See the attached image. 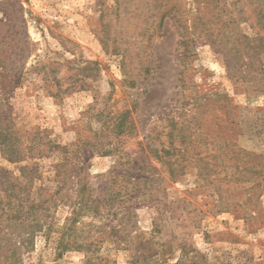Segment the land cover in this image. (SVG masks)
Segmentation results:
<instances>
[{
    "label": "rangeland",
    "instance_id": "obj_1",
    "mask_svg": "<svg viewBox=\"0 0 264 264\" xmlns=\"http://www.w3.org/2000/svg\"><path fill=\"white\" fill-rule=\"evenodd\" d=\"M250 3L0 0V264H264V54L232 46L264 37ZM21 165L30 199L55 193L50 237L13 217ZM80 169L101 207L60 251Z\"/></svg>",
    "mask_w": 264,
    "mask_h": 264
},
{
    "label": "trees",
    "instance_id": "obj_2",
    "mask_svg": "<svg viewBox=\"0 0 264 264\" xmlns=\"http://www.w3.org/2000/svg\"><path fill=\"white\" fill-rule=\"evenodd\" d=\"M211 1V0H209ZM252 5V12L253 14L256 15L257 18V25L259 26L260 30L264 31V0H250ZM218 14V13H217ZM244 40V41H241ZM240 41L245 43L246 51L251 52V53H258V54H264V37L262 35H259L257 31H253L251 33V36H242L241 38L237 39L234 38L232 46L236 49V51L240 52ZM123 122V119L121 120V123ZM170 122H172L174 125L175 124V118L170 117ZM122 132V130H121ZM1 134V133H0ZM3 140L4 136L1 134ZM168 136H172V131L169 132ZM0 140V149L4 151L5 147H8V144H4V141ZM83 145L86 146L87 144L83 142ZM167 153L169 152V148L165 150ZM20 153V152H19ZM9 160L11 161H19L20 158H15V157H8ZM60 165H63L61 163ZM28 165H21L20 166V171L23 174V176L29 180V182L26 185H22L21 183L19 185H16L15 187L18 188V190L15 192L14 188L10 185L9 188V194L8 196H15L16 198L19 199V206L20 209L17 210L16 214L13 216L15 218H19V221L23 222L24 220H29L31 221L29 225L28 231H25V236L26 239L29 240L30 237L36 233L42 231L43 234H45L47 237H50L51 231H52V224H47L45 226L46 221H42L38 218V210L40 209V214H44V210H48L50 205H47V203L52 204V201L55 200L54 196L55 193L49 192L50 190L48 188H41L44 190L45 196L44 198H41L38 202H35L31 198V193H30V185L32 181V177L35 175V170L31 171L29 170L28 173L30 174L29 177H27V173L25 170L27 169ZM82 169L79 170V174L72 175L73 177L76 178L75 184H77V187L73 189V191L70 192L69 197H74L71 200H68L70 203L69 206H71V212L70 215L65 218L64 223L61 225L59 228V235L56 240V247L62 251L65 250L66 248H75V249H80L84 247V244L78 243L77 239L81 237L82 232H81V226L80 225V217L82 216L83 213H85L86 210H92V214H96L97 212L100 211L101 204L97 201H95L94 198H92V195L87 191L86 185L83 184V179L84 176L82 174ZM64 178L66 176H63ZM62 178V179H64ZM62 184H64V181H62ZM8 189V188H7ZM42 195V194H41ZM25 196V197H24ZM30 199V204L25 208L22 206L25 205V203L22 202L23 199ZM69 199V198H68ZM46 203V206L44 204ZM20 222V223H21ZM48 239V238H47ZM87 248V247H85ZM91 249V248H87ZM85 249V252H88L90 250ZM98 257V256H94ZM92 259L91 256L88 257V262ZM101 259V258H100Z\"/></svg>",
    "mask_w": 264,
    "mask_h": 264
}]
</instances>
